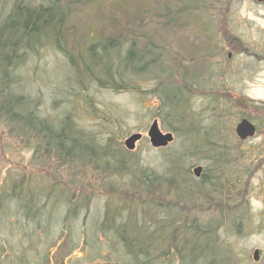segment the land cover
Wrapping results in <instances>:
<instances>
[{"label": "rangeland", "instance_id": "374dc122", "mask_svg": "<svg viewBox=\"0 0 264 264\" xmlns=\"http://www.w3.org/2000/svg\"><path fill=\"white\" fill-rule=\"evenodd\" d=\"M189 1L0 0V26L15 6L56 2L65 15L59 44L36 42L15 73L37 96L40 117L59 122L70 115L80 144L92 152H45L35 141L19 143L0 124V264H156L144 256L133 261L118 242L121 232L143 248L156 241L139 217L115 230L111 220L125 217L119 208L131 197L128 206L142 203L159 214L153 221H176L158 245L157 264H264V0H212L206 11L179 10ZM133 33L144 34L139 48L149 38L164 52L177 98L187 96L190 114L182 123L159 114L152 82L131 80L123 90L83 72L85 50L96 41L128 45ZM243 118L258 128L240 141L234 129ZM156 119L174 136L163 149L146 138ZM192 123L206 146L188 134ZM133 133L143 139L127 151L123 142ZM210 151L222 153L220 164L207 162ZM153 177L160 185L146 199L136 188ZM23 180V189L14 188Z\"/></svg>", "mask_w": 264, "mask_h": 264}, {"label": "trees", "instance_id": "16d2710c", "mask_svg": "<svg viewBox=\"0 0 264 264\" xmlns=\"http://www.w3.org/2000/svg\"><path fill=\"white\" fill-rule=\"evenodd\" d=\"M190 1L188 5L185 4L184 9L179 10L191 8L193 13H196L200 8L204 7L206 11L212 0ZM16 7L3 19L4 21L0 26V124L5 128L8 136L14 139L17 138V141L21 144L27 145L35 141L39 148L44 147L45 152L52 151L53 153L67 156V158L74 151H77L78 155H92L91 150L80 144L82 138H79L78 132L71 125L70 115H65L59 122L54 119L49 120L48 118L40 117L37 96L34 92L26 90L24 85L25 78L15 73V70L22 67L24 57L32 50L36 42H41L43 45L48 43L49 40H51L49 42L54 40L57 45L59 44L58 41L65 15L60 11L56 2L48 3L46 6L37 9H31L27 5L20 6V8ZM168 13L182 16L184 11L171 12L169 9ZM19 14L22 15V18L17 21L15 18ZM44 35L46 36L44 37ZM143 36L144 34L141 33H133L128 45L118 42L115 38H111V42L96 41L93 47L91 46L88 50H85L87 58L82 59V70L88 76L92 75L98 83L104 81L100 76L111 79V88L123 87V90H129L127 87H130L129 85H131L132 81L133 85L139 81L152 82L154 88L150 91L160 107L161 112L159 114L162 115L165 112L172 119L177 118L178 123H182L184 117L190 114V111L186 110V107L189 106L187 96L177 98V94H175L176 88L170 82L173 78V73L167 72L164 68V56L162 58L164 52L156 45V41L148 38L142 48H139V40ZM97 49L101 50V54L97 52ZM182 72H180V81L185 87L183 83L185 72ZM194 124L192 123L188 128V134L199 136L206 146L207 140H205V136L201 134V131L196 126L194 127ZM121 162L125 163V161ZM157 178H146L143 188L138 186L136 188L137 191L143 192L146 195L145 198L148 199L159 188L160 183H156ZM173 182L179 185L176 179H170L169 185H172ZM24 187V180L14 185L17 190H21ZM181 188L183 186H180L179 189L174 188V192L179 195ZM132 192L134 193V191ZM135 195L138 196L134 193ZM128 200L131 202L136 201L132 197L128 198ZM128 200H126L127 205L125 207L119 208L122 213H125V217L117 216L114 221L111 220L116 228L115 230H121L130 219L139 217L141 219L140 227L142 229L147 228L148 232L155 234L156 241L151 246L143 248L135 242L136 238L121 232L123 235L119 237L118 242L133 256V261H138L140 256H144L146 259L153 258L154 263L157 264L159 263L157 258L163 255L160 252L161 246L159 247L158 245L162 244L163 235L167 238L171 234L173 235L174 229L171 225L176 221L174 219H169L165 223L153 221L152 218L159 214L152 211L147 212L148 210H146L145 206H142V203H140V206L136 205L135 208L130 207L128 206V202H130ZM108 219L109 214L106 213L100 223L101 227L107 225ZM151 223L155 225L151 226ZM164 229H167L166 234H162ZM192 248H194L193 250L191 249L192 252H198L199 249H202L200 247L196 251V247Z\"/></svg>", "mask_w": 264, "mask_h": 264}, {"label": "water", "instance_id": "95a60500", "mask_svg": "<svg viewBox=\"0 0 264 264\" xmlns=\"http://www.w3.org/2000/svg\"><path fill=\"white\" fill-rule=\"evenodd\" d=\"M263 20H264V16H263ZM234 132L236 137L239 140L243 141L248 138H252L254 136L255 127L246 119H242L235 126ZM146 137L150 147L153 149L166 148L173 141V135L171 133L161 132L157 120H154L152 124L149 126L146 133ZM141 139H142V135L140 133L131 134L123 142L124 149L127 151H133L135 149V144L139 142ZM200 171H201L200 167L195 168L194 169L195 175L198 176ZM252 257H253V261L256 262L258 260V252L255 251Z\"/></svg>", "mask_w": 264, "mask_h": 264}, {"label": "flooded vegetation", "instance_id": "af4514ba", "mask_svg": "<svg viewBox=\"0 0 264 264\" xmlns=\"http://www.w3.org/2000/svg\"><path fill=\"white\" fill-rule=\"evenodd\" d=\"M252 124L255 126V129H256V132H257L258 125H256L254 122ZM208 153L211 154V156H209V160L210 161L207 160L208 163L211 164L213 162L214 164H219L221 162V159H222V156H221L222 153L221 152H217V151L212 152V151H210ZM201 171H202V169H201ZM201 171H200L199 175L196 176L195 173H194V170H193L194 176L196 178L201 177V174H202Z\"/></svg>", "mask_w": 264, "mask_h": 264}, {"label": "clouds", "instance_id": "9594fccd", "mask_svg": "<svg viewBox=\"0 0 264 264\" xmlns=\"http://www.w3.org/2000/svg\"><path fill=\"white\" fill-rule=\"evenodd\" d=\"M254 242H255V239H254Z\"/></svg>", "mask_w": 264, "mask_h": 264}]
</instances>
